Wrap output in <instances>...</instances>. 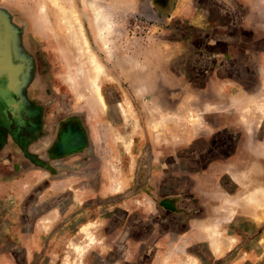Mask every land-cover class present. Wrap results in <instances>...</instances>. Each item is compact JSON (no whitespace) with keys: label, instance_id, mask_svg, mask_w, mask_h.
<instances>
[{"label":"rangeland","instance_id":"obj_1","mask_svg":"<svg viewBox=\"0 0 264 264\" xmlns=\"http://www.w3.org/2000/svg\"><path fill=\"white\" fill-rule=\"evenodd\" d=\"M0 264H264V0H0Z\"/></svg>","mask_w":264,"mask_h":264},{"label":"bare ground","instance_id":"obj_2","mask_svg":"<svg viewBox=\"0 0 264 264\" xmlns=\"http://www.w3.org/2000/svg\"><path fill=\"white\" fill-rule=\"evenodd\" d=\"M58 6V5H57ZM59 7V6H58ZM60 8V7H59ZM58 10H61V8L60 9H58ZM61 12V11H60ZM65 14H68V13H65ZM72 14V13H71ZM100 16V11H98V9H96V12H95V17L98 19V17ZM103 19V18H102ZM61 20H62V18H61ZM68 21H69V19H68ZM62 22V21H61ZM64 22V21H63ZM66 23V22H65ZM69 23V22H68ZM70 25V24H69ZM65 26V25H64ZM72 28V27H71ZM80 29V28H79ZM78 31V30H77ZM76 32V31H75ZM82 38V37H81ZM80 38V39H81ZM75 41H76V43H77V39H74ZM73 40V41H74ZM72 41V40H71ZM74 41V42H75ZM72 45H73V43H72ZM78 46H80V45H78ZM77 49H79L78 47H76ZM75 48V49H76ZM85 48V47H84ZM74 50V49H73ZM79 52H81V50L79 51ZM84 52V51H83ZM80 55H83V54H80ZM91 56H92V54H90ZM74 56V55H73ZM76 57V56H75ZM83 58V57H82ZM81 59V58H80ZM82 60H84V59H82ZM74 61H75V58H74ZM80 61V60H79ZM89 61H90V59H89ZM78 63H80V62H78ZM77 63V64H78ZM92 63V62H91ZM76 64V65H77ZM81 64V63H80ZM84 64V63H83ZM83 64H82V66H83ZM94 64V63H93ZM94 71H95V73H97V78H100L98 75H99V71H100V67L98 66V64L96 65H94ZM102 73V72H101ZM96 80V79H95ZM97 81V80H96ZM93 84H96L95 83V81H93L92 82ZM98 84V83H97ZM96 91H97V88H96ZM118 191V190H117Z\"/></svg>","mask_w":264,"mask_h":264}]
</instances>
